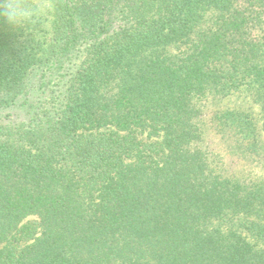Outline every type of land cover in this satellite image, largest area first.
<instances>
[{
    "label": "trees",
    "instance_id": "obj_1",
    "mask_svg": "<svg viewBox=\"0 0 264 264\" xmlns=\"http://www.w3.org/2000/svg\"><path fill=\"white\" fill-rule=\"evenodd\" d=\"M46 1L48 30L0 17V264H264V174L216 165L194 103L250 88L264 127V0Z\"/></svg>",
    "mask_w": 264,
    "mask_h": 264
},
{
    "label": "rangeland",
    "instance_id": "obj_2",
    "mask_svg": "<svg viewBox=\"0 0 264 264\" xmlns=\"http://www.w3.org/2000/svg\"><path fill=\"white\" fill-rule=\"evenodd\" d=\"M31 6L40 10V17L42 18V26L46 30L50 29L52 23V16L50 6L46 0H30ZM254 90L250 88H242L227 96L218 98L211 94L195 97L194 103L199 109L198 124L203 132L202 145L207 151L211 153L212 158L218 166H225L229 173L237 176L249 175L257 173L264 174V161H261V156L264 152L260 149L259 154H251V156L242 152V150L235 144L229 134V128L223 127L217 115L223 113L226 109H236L237 111H247L252 114L259 123V106L254 101ZM13 115L14 118L21 115L18 108L0 109V120H8ZM258 130L262 133L258 134L259 146L264 147V127L260 123ZM262 129V130H261ZM264 150V149H263ZM263 164V165H262ZM38 219L37 216H29L26 221Z\"/></svg>",
    "mask_w": 264,
    "mask_h": 264
},
{
    "label": "clouds",
    "instance_id": "obj_3",
    "mask_svg": "<svg viewBox=\"0 0 264 264\" xmlns=\"http://www.w3.org/2000/svg\"><path fill=\"white\" fill-rule=\"evenodd\" d=\"M40 14L39 9L22 0H0V17L13 29L34 23Z\"/></svg>",
    "mask_w": 264,
    "mask_h": 264
}]
</instances>
